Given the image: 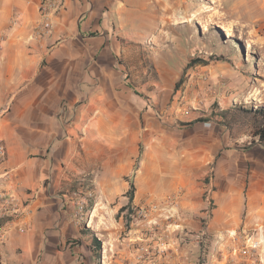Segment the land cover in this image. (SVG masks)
<instances>
[{"label":"rangeland","instance_id":"1","mask_svg":"<svg viewBox=\"0 0 264 264\" xmlns=\"http://www.w3.org/2000/svg\"><path fill=\"white\" fill-rule=\"evenodd\" d=\"M127 3L110 24L117 95L104 86L108 109L127 127L88 133L81 160L64 153L70 180L57 194L79 206L77 232L35 256L54 255V264H264V166L232 151L234 167L216 176L214 161L200 168L196 159L199 131L223 129L222 95L242 114L230 119L232 148L255 143L246 118L264 106V0ZM254 92L262 102L249 98ZM111 163L119 170L112 181ZM28 254L8 249L4 262Z\"/></svg>","mask_w":264,"mask_h":264},{"label":"crops","instance_id":"2","mask_svg":"<svg viewBox=\"0 0 264 264\" xmlns=\"http://www.w3.org/2000/svg\"><path fill=\"white\" fill-rule=\"evenodd\" d=\"M39 2L0 0V144L5 149L0 216H14L2 226L8 227L5 236L0 233V239H7L0 242L2 264L5 252L18 247L29 256L15 255L10 264H54V255L38 260L35 254L41 248L53 253L73 236L80 214L74 200L57 194L63 180H70L65 155L78 152L81 160L88 133L97 137L104 128L127 127L120 124V111L108 109L104 94L107 85L117 95L119 45L110 24L120 23L127 0H60L45 34H39ZM219 98L226 104L219 112L223 129L199 131L197 164L205 168L214 161L215 175L221 176L225 167H234L237 153L264 166V146L255 137L245 149L232 148L226 114L232 102ZM118 171L111 163L110 181L119 177Z\"/></svg>","mask_w":264,"mask_h":264},{"label":"trees","instance_id":"3","mask_svg":"<svg viewBox=\"0 0 264 264\" xmlns=\"http://www.w3.org/2000/svg\"><path fill=\"white\" fill-rule=\"evenodd\" d=\"M145 63V62H144ZM147 66V61L145 64H143V67L146 68ZM148 71H150V74H152L155 78L157 79L156 77V73L154 71V68L152 65H148ZM242 112H245V113H249L248 110H242ZM255 112V115L254 118L252 119H248V117L246 118L247 119V126H251V127H255V129L250 132L256 139H257V143L261 144L264 146V106H259L257 109L254 110ZM226 114H227V117L229 119H233L235 117H241L242 114H240V112H237V111H233V108L231 109H228L226 111ZM243 119H245L243 117ZM133 190H134V185L133 183L131 182L130 185H129V189L127 191V194H128V202L131 203L132 200H133ZM11 219V217L9 216H0V226L5 224L7 221H9ZM0 264H2V261H1V256H0Z\"/></svg>","mask_w":264,"mask_h":264},{"label":"built area","instance_id":"4","mask_svg":"<svg viewBox=\"0 0 264 264\" xmlns=\"http://www.w3.org/2000/svg\"><path fill=\"white\" fill-rule=\"evenodd\" d=\"M60 6V0H40L39 2V18H38V24L40 26L39 34H45L48 31H50L52 27V16L55 14V12L59 9ZM208 124V122H206ZM5 149L2 144H0V158L4 157ZM2 200H4L7 204H13L14 199L12 197H3ZM4 225V224H3ZM0 229V233L2 237L5 236L6 231L8 230V227H4Z\"/></svg>","mask_w":264,"mask_h":264},{"label":"bare ground","instance_id":"5","mask_svg":"<svg viewBox=\"0 0 264 264\" xmlns=\"http://www.w3.org/2000/svg\"><path fill=\"white\" fill-rule=\"evenodd\" d=\"M217 23V22H216ZM224 28L225 29H227V35L228 36H230L231 35V30H230V28L229 27H226V26H224ZM226 32V31H225ZM260 97V95H258L256 92H254V93H251V95L249 96V98H253V99H255V100H257L258 102L260 101V102H262L263 101V98H259ZM151 128V127H150ZM142 133V132H141Z\"/></svg>","mask_w":264,"mask_h":264}]
</instances>
